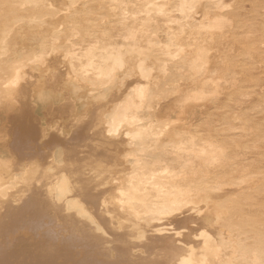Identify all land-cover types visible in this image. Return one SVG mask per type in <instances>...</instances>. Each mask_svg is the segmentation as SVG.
<instances>
[{"label": "bare ground", "instance_id": "obj_1", "mask_svg": "<svg viewBox=\"0 0 264 264\" xmlns=\"http://www.w3.org/2000/svg\"><path fill=\"white\" fill-rule=\"evenodd\" d=\"M262 9L0 0V264H264Z\"/></svg>", "mask_w": 264, "mask_h": 264}, {"label": "rangeland", "instance_id": "obj_2", "mask_svg": "<svg viewBox=\"0 0 264 264\" xmlns=\"http://www.w3.org/2000/svg\"><path fill=\"white\" fill-rule=\"evenodd\" d=\"M261 11L263 12L264 9H262ZM263 16H264V14H263ZM239 78H240V77H239ZM262 90H263V89H262ZM253 92H255V93H259V92H260V94H262V93L264 92V90H263V91H261V90H260V91H257L256 89H253ZM253 92H252V93H253ZM261 92H262V93H261ZM255 93H253L254 95L251 96V100H253V98L256 99V97H257L258 94H255ZM250 102H251V103H250ZM250 102H249V105H248L247 103H245L246 105L243 104V106L241 107V109H242L243 112L246 111V110L244 109V106H245V108H247L248 106H249L248 108H250L251 105L254 103V100H253V102H252V101H250ZM250 104H251V105H250ZM219 112L221 113V112H223V110H221V111H219ZM247 113H248V112H247ZM250 113H251V114L248 113V115H252V113L254 114V111H250ZM245 114H246V113H245ZM245 114H244V115H245ZM244 115H243V116H244ZM246 115H247V114H246ZM246 115H245V116H246ZM245 116H244L243 118H245ZM248 136L250 137V135H248ZM248 136H247L246 138H248Z\"/></svg>", "mask_w": 264, "mask_h": 264}]
</instances>
